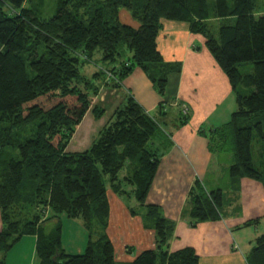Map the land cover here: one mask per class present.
I'll return each mask as SVG.
<instances>
[{
  "label": "trees",
  "instance_id": "1",
  "mask_svg": "<svg viewBox=\"0 0 264 264\" xmlns=\"http://www.w3.org/2000/svg\"><path fill=\"white\" fill-rule=\"evenodd\" d=\"M34 1L0 0V264L25 236H35L39 264H119L106 234L108 188L133 197L136 210L129 207L130 213L154 233V248L126 264H198L191 247L169 251L176 222L160 206L146 203L160 160L173 143L132 97L115 108L88 150H65L100 84L119 88L139 68L157 94L165 95L169 76L179 73L180 65L163 61L156 38L162 21L181 22L205 39L235 95L229 120L209 131L208 149L233 153L231 179L248 178L264 188V166L258 169L252 160L254 140L264 156L263 6L256 0H55L54 13L43 17L41 5L26 7ZM121 10L137 28L120 21ZM226 18H235L234 24L212 34L210 21ZM245 63L252 66L249 74L238 70ZM85 64L94 66L89 77L80 72ZM98 68L113 79L107 81ZM178 109L184 126L188 116ZM92 111L101 115L97 107ZM223 207L221 190H207L195 179L181 218L194 228L220 220ZM62 216L82 221L88 234L82 253L62 250ZM247 264H264V234L255 240Z\"/></svg>",
  "mask_w": 264,
  "mask_h": 264
},
{
  "label": "crops",
  "instance_id": "2",
  "mask_svg": "<svg viewBox=\"0 0 264 264\" xmlns=\"http://www.w3.org/2000/svg\"><path fill=\"white\" fill-rule=\"evenodd\" d=\"M119 18L123 24L138 27L124 10L119 12ZM204 42L201 35L190 33L185 23L162 21V28L156 38L157 50L165 63L180 65V72L169 76L166 88L169 98L166 104L178 108L181 106L182 111L185 108L184 115L188 116V122L184 126H177L175 120L170 123L171 130H175L171 134L173 145L160 160L146 203L160 206L163 215L176 222L174 235L169 242L170 252L191 247L199 257L198 264H247V257L255 240L264 234V188L259 182L248 178L233 180L228 175V183H237L238 187L234 189V194L227 195V205L222 208L220 220L199 223L190 228L187 221L181 218L193 181L198 179L206 186L204 182L210 165L217 154H222L211 152L208 149V139L199 135L198 130L203 127L210 131L226 123L235 110V97L228 79L208 53ZM99 86L98 95L92 100L90 110L70 139L74 138V143L70 145L69 153L88 150L115 108L128 96L150 116L152 112L160 110L161 98L139 68L125 77L119 88L109 87L105 83ZM94 107L100 110V116L94 114ZM164 107L162 105V109ZM163 113L165 114L164 111ZM215 189H220L223 195V188ZM123 198L107 189L109 218L106 234L113 245L115 261L119 264L130 263L139 253L154 248L153 230L143 225L140 216L130 213L129 207L136 210V204H128ZM242 210L250 215L244 218L240 215ZM254 220L257 222L243 227L246 222ZM61 221L62 250L72 255L82 253L88 241L82 221L64 216ZM251 226H255L253 239L245 242L243 231L249 230ZM66 228L77 234L64 239ZM1 229L0 218V231ZM35 244V236L22 237L4 255V264H39Z\"/></svg>",
  "mask_w": 264,
  "mask_h": 264
},
{
  "label": "rangeland",
  "instance_id": "3",
  "mask_svg": "<svg viewBox=\"0 0 264 264\" xmlns=\"http://www.w3.org/2000/svg\"><path fill=\"white\" fill-rule=\"evenodd\" d=\"M54 4H55V0H42V4H40V1L36 0L31 5L26 4V7L31 6V8L34 7L36 9H38L39 6L41 5V7L43 9L42 16L43 17H50L54 13ZM256 4L258 7L263 6V8H264V0H256ZM234 22H235V18L211 20L209 23V28H210V31L212 32V34L215 35L217 32V29L220 26L233 25ZM127 55H129V54L126 53V56ZM99 57H100V55H99V53H97L95 56V59H98ZM238 70L241 74H249L252 71V66L250 63L241 64V65H239ZM80 72H81V74L89 77L94 72V66L92 64H85L83 67L80 68ZM234 97H235V95H234ZM160 98H161V103L162 102L164 103V100L169 98V95L166 92L165 95H163ZM163 105H165V107L162 110L158 109L157 112H152L151 115L155 116L158 119V121L160 122L163 129L168 134L171 135L175 130H171L170 123L175 120V124L177 126H180L179 125V117H178L179 109H178V107H173L172 105L169 106L166 103ZM226 106L227 105H225V107ZM233 108L235 109V104H234ZM163 111L165 112V114L163 113ZM226 111H227V109H226ZM208 133H209V130H207L203 127H200L198 130V134L201 136H205L206 139H207ZM73 143H74V138L70 141V143L67 147V150H65V151H67L68 153L71 152L69 150V147ZM252 160H253V163H254L256 168H258V169L263 168L264 156L262 153L261 144L257 140L256 141L254 140V142H253ZM232 163H233V153L232 152L227 151V152H224L222 154H217L215 156V158L213 159L212 164L210 165V171L207 174V177L205 178V182H204L206 185L205 188L207 190H213L215 188H223L224 189V192H223L224 208L227 205V199H226L227 195H229V193L234 194L235 193L234 189H236L238 187V186H236L237 183L236 184L233 183L232 185H230L228 183L229 182L228 181V169ZM123 199L128 204H136V201L133 197H130V198L124 197ZM238 209H239V207H238ZM223 214L227 215V213H223ZM240 215H243V217L246 218V216L250 215V214L247 213L246 211L242 210ZM262 229H264V223L262 225ZM254 230H255V226H251V228L249 230L243 231L244 232L243 237H245L244 238L245 242L253 239L252 234L254 233ZM72 234L76 235L77 233H74V231L72 229L68 230L66 228L64 230V239H67L68 236L72 235Z\"/></svg>",
  "mask_w": 264,
  "mask_h": 264
},
{
  "label": "built area",
  "instance_id": "4",
  "mask_svg": "<svg viewBox=\"0 0 264 264\" xmlns=\"http://www.w3.org/2000/svg\"><path fill=\"white\" fill-rule=\"evenodd\" d=\"M98 69H100V70H102V72H104L107 80L113 79V76H112V74L109 71L104 70L103 68H98ZM182 113L186 114V109L185 108L183 109Z\"/></svg>",
  "mask_w": 264,
  "mask_h": 264
}]
</instances>
